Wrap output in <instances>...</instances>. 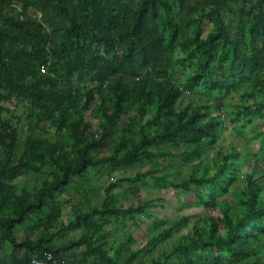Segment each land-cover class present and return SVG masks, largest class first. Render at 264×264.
<instances>
[{
    "label": "trees",
    "instance_id": "16d2710c",
    "mask_svg": "<svg viewBox=\"0 0 264 264\" xmlns=\"http://www.w3.org/2000/svg\"><path fill=\"white\" fill-rule=\"evenodd\" d=\"M259 122L264 0H0V264H264V129L244 134ZM225 135L257 140L249 171L238 147L220 150ZM137 166L101 203L65 197L91 173ZM150 182L193 195L202 215L155 220L140 248L131 236L113 248L107 227L150 217L115 190Z\"/></svg>",
    "mask_w": 264,
    "mask_h": 264
},
{
    "label": "rangeland",
    "instance_id": "374dc122",
    "mask_svg": "<svg viewBox=\"0 0 264 264\" xmlns=\"http://www.w3.org/2000/svg\"><path fill=\"white\" fill-rule=\"evenodd\" d=\"M232 100V102H238L239 98L237 96H233L232 99H228L227 103H229ZM187 99L185 98L182 100V104H186ZM227 110H230L229 105L226 106ZM13 108V107H11ZM18 115L20 112L18 111ZM87 119L91 121L94 128L99 123V119L95 114H86ZM258 127H247L244 130V134L247 138V140L253 136L254 133L260 132L264 129V124L259 122ZM25 126H23L24 130ZM233 127H230V129ZM227 134V133H226ZM229 135V134H228ZM228 135H225L224 138L220 141V150L225 151L229 146H236L242 151V158L239 162L240 170L241 171H249V166L253 164L254 159L253 155H257L261 153L262 151L258 149V142L257 140H250L247 147H244L242 143H239V141H235L231 137H228ZM217 149H209L207 152V155L205 159L203 160L204 166L210 167L212 163L216 160V151ZM203 166V165H202ZM180 169V173H184L186 170H190L188 165L182 164ZM147 166H137L136 168L132 169H126V170H119L113 172L111 176H108L106 174L105 170H101L100 172H94L90 175V180L88 182L82 183L80 190L75 191L70 189L69 193L65 195L67 198H79L82 196L83 192H87L91 203H101L104 198L103 190L107 186V184L111 181H114L120 177L123 176H133L137 171L145 172L147 170ZM186 174V173H184ZM175 175V173H173ZM173 180L179 181V178L175 175V177H171ZM39 179V177H38ZM261 181H263L264 184V178H261ZM32 183V182H31ZM29 181H27V185L31 184ZM151 186L149 188L142 187L139 191H137L134 195L126 193V187L118 188L115 190V194L117 195L116 199L118 202H120L124 206L129 205H139L143 203L149 204L148 212L150 214L149 218L141 217L142 223L141 226H136L133 224L132 220H123L122 225H116L115 227H107L106 231L110 232V245L115 248L117 246L125 244V239L127 236H131L135 243L132 244V249L137 250L140 248V246L143 244L146 234V230H151L152 236L156 235V232L154 231L153 223L155 220L159 219H166L167 223L170 222V220L179 219L182 216H191V217H198L202 215V209L198 207L195 204V198L193 195L181 193L179 190L172 189L170 187H166L164 189L160 188H154L153 183H151ZM239 189L242 190L244 187L243 179L240 177L239 179ZM235 187L237 188V185ZM238 194V191H233V195L236 196ZM235 203V202H234ZM86 205H84L85 207ZM215 215H218L217 210L214 211ZM68 222V210L65 209L63 213V217L60 221L62 224H67ZM158 222V221H156ZM147 226V229H146ZM185 230L183 232L178 233L175 235L174 238H172L167 243H161L159 246L155 249L152 256H159L162 253L166 252L168 250V247H170L173 243H175L177 240L181 238ZM77 232L70 233L67 237H76ZM142 239V240H141Z\"/></svg>",
    "mask_w": 264,
    "mask_h": 264
},
{
    "label": "built area",
    "instance_id": "2783aa9c",
    "mask_svg": "<svg viewBox=\"0 0 264 264\" xmlns=\"http://www.w3.org/2000/svg\"><path fill=\"white\" fill-rule=\"evenodd\" d=\"M29 264H56V261L51 255H47L43 259H33Z\"/></svg>",
    "mask_w": 264,
    "mask_h": 264
}]
</instances>
